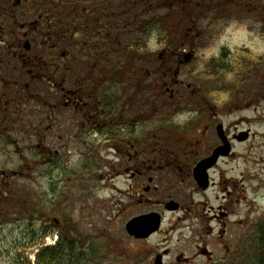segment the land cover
Masks as SVG:
<instances>
[{
    "label": "rangeland",
    "instance_id": "obj_1",
    "mask_svg": "<svg viewBox=\"0 0 264 264\" xmlns=\"http://www.w3.org/2000/svg\"><path fill=\"white\" fill-rule=\"evenodd\" d=\"M5 1L0 0L1 12H5ZM17 1L13 0L15 51L27 52V40L32 45L28 56L48 51L41 46L42 30L47 32L45 24L29 27L43 12L40 0H29L28 10ZM208 1L219 7L141 8L136 19L128 10L122 18L127 31L119 38L115 34L121 30L115 29L104 42L83 40L79 35L63 40L64 79L69 85L86 82L87 78L103 75L104 63L110 70L118 67L117 81L121 82H116L114 93L124 99L127 114V122L119 130L145 135L144 160L165 162L164 152L150 155L151 145L165 147L174 142L199 148L198 139L204 133L208 145L216 133L211 125L216 122L222 123L228 133L245 131V135L249 130L250 138L236 142L235 156L229 159V165L222 166L229 170L228 183L222 189L215 186L195 194L189 200L194 207L187 214L158 209L165 214L162 232L148 242H132L126 238V222L148 210L152 203L146 202L139 209L131 195L135 190L128 170L131 165L120 166L119 161L112 165L117 155L97 135L85 139L86 144L79 143L69 133H83L86 128L77 124L72 114L62 112V117H57L58 124L62 120V132L58 126L50 133H13L14 146H0V171L6 172L4 177L0 174V264H37L39 251L57 247L59 241L60 249L67 245L72 248L67 255L62 251L59 264H150L157 253L167 249L170 254L164 256L166 264H182L177 262L181 254L192 259L190 264H209L207 259L196 257L200 225L214 229L208 238V248L214 255L210 264H258L255 255L262 254L258 249L259 232L264 227V0ZM258 4L261 6L256 9ZM48 7L55 15L57 8ZM73 20L69 18L63 26ZM141 20L145 25L152 22L148 33L129 35ZM184 24L190 26L185 40ZM170 39L175 48L184 50L180 60L169 59L164 52ZM102 43L121 53L113 50L110 56H103ZM91 44L99 50H92ZM1 47L6 50L5 42ZM125 50L131 53L122 56ZM188 54L192 58H185ZM96 67L100 69L98 76ZM39 102L37 97L30 102L31 130H40L37 121L44 117ZM18 114L23 116L22 111ZM137 117H142L140 122L131 125ZM56 133L66 134L59 138ZM148 134L152 141L147 139ZM159 174L156 184L160 189L178 187L162 171ZM227 191H232V196L223 200ZM156 194L148 196L155 203ZM227 203L231 216L223 221L228 225L224 236L228 251L219 241L221 226L205 211L209 205Z\"/></svg>",
    "mask_w": 264,
    "mask_h": 264
},
{
    "label": "flooded vegetation",
    "instance_id": "obj_2",
    "mask_svg": "<svg viewBox=\"0 0 264 264\" xmlns=\"http://www.w3.org/2000/svg\"><path fill=\"white\" fill-rule=\"evenodd\" d=\"M28 1L18 0L17 4L22 6L24 10H28L30 9L29 6H31V2ZM212 4L209 1L207 2V0H40L39 5L42 6L40 10L43 12L39 13L38 20L35 23H30L29 27H32V24H36L38 27L45 24L47 32L44 33L42 30L43 39H41V46L47 48L48 51L41 54L33 52L31 56H28V53L32 51V45L29 40L24 43V47L26 43H29V48L25 47V51L27 52L23 51L21 53V51H15L12 34L15 4H13V0H6L5 7H3L5 12H1L2 9L0 8V146H4V148L14 146L13 133L21 132L22 135H26L27 133H48L49 131L54 132L58 126H60L58 131L62 132V120L58 124L57 117H62V112L72 114L73 118H77L76 123L81 124L86 129L83 133L69 134L81 144H86L87 141L85 139H89L94 135L101 137L105 142L106 148L115 152V156L117 155L115 160L112 161V165L117 161H119L118 164L120 166L131 165L128 169L130 171L129 176L133 182L131 187L135 188L131 195L136 199L139 209L146 202L152 203V207L145 212H139L137 216L132 217L129 221L135 217L152 213H157L161 216L159 230L147 238H137L129 234L126 228L129 222L127 221L125 224L126 238L132 242L142 244L159 235L162 232L165 214L162 211H158V209H162L166 213L182 212L183 214H187L194 207V204H190L189 200L195 194L205 192L215 186H219L222 189L224 184L228 183L226 178L229 171L222 168V166L224 164L229 165V159L235 156V143L242 139L248 140L250 138V131L248 130L247 134L244 135L242 133H245V131L228 133L224 128L223 133H219L218 126L223 124L216 122L211 125V127L216 129V133L210 139L208 145L206 140L208 138L207 133L199 137V148L192 144L186 146H181V144L174 145V142H170L165 147L151 145L150 155L164 152L166 153L164 157L165 162L159 163L154 158L144 160L145 135L134 132L120 133L119 130L122 124H126L125 116L127 114L125 112L124 99L121 98L120 93H114V89L121 82L117 81L118 74L116 70L118 67H113L116 69L111 68L110 70L106 68L107 65L104 63L101 67L102 76L93 80L87 78L86 82H72V85H69L68 83L70 82L67 81V78L64 79L62 43L63 40H70L72 37L76 38L77 35L83 40L95 39L104 42V40L111 38V32L115 29L121 30L119 34H115V38H119L121 32L127 31L124 30L126 23L122 21V18L128 10H132L130 12H132V16L136 19V17L141 15L139 10L141 8L146 11L147 9L160 8L202 10L219 7L217 3L216 7L215 4L214 6ZM253 4L255 3H249L248 5L253 6ZM261 4H258V7L255 8L259 9ZM50 5L57 8L55 15H52L53 12L48 9ZM72 17H74L73 22L65 28L63 22L68 21ZM144 21L141 20L137 27L130 29L129 35H133L134 32L135 34H147L149 27H152V22L149 25H145ZM38 22H40V25ZM131 24L132 22L129 23V25ZM121 25H124L122 29H120ZM183 26H186L183 29L184 33L182 35L185 40L190 26H187V24ZM23 27L26 28L25 25ZM4 36H6V41ZM25 36L28 37V33H25ZM183 37L179 41H183ZM170 40L169 49L164 52L168 55L169 59L170 57H176L180 60V56H182L181 52L184 50L179 49V46L175 48V42L172 39ZM4 42L5 51L1 47ZM104 44L102 43L101 45V54L108 57L110 56L109 54L113 53L114 49L110 50V46H105ZM90 46L94 47L92 50L99 48V46L95 47L94 44ZM114 51H116L115 53H121L117 49ZM127 53L129 54L131 51H123L122 56ZM189 57L192 58V55L188 54L185 58L188 59ZM94 73L98 76L100 69L96 67ZM72 76H70L71 80ZM36 97L40 100V108L44 111L43 119L37 121L39 123L37 127L40 126L41 131L38 128L32 130L30 128L31 109L29 106L30 102L34 101ZM20 111L23 113L22 117L18 116ZM140 119L138 117L135 118L131 125L140 122ZM207 128H210V125ZM56 134L61 138L66 133ZM146 137L147 139L151 138L152 141L150 134ZM216 151H218L219 155L215 156V158ZM201 163H205L207 166L202 173L205 177V185L199 184L195 175V170ZM159 171H162L167 176L168 181L174 182L178 187L168 191H165L164 188L160 189L159 185L156 184L157 178L160 175ZM0 174L4 177L6 172L0 171ZM236 188L237 186L235 185V191ZM155 193H158L155 196L156 203L155 201L153 202L152 198L148 197L150 194ZM231 196L232 191H227L226 195L223 196V200H228ZM169 202H174L177 208L169 210L167 208ZM230 206V203L218 206L209 205L205 209L207 213L211 214V221H216L221 226V229L218 231V237L220 243H223L227 251L229 250V246L224 241V236L227 233L228 225L223 220H227L231 216ZM154 207L157 210L153 209ZM200 227L202 232L199 229H197L199 231L197 234L196 231H193V234L198 235L197 237L200 239V242L196 244L199 250L196 257L205 258L210 264L214 260V255L208 248L210 243L208 238L210 235H213L214 229L210 227L206 230L202 225ZM234 227L237 228V221H235ZM235 233L237 234V231L234 232V235H236ZM49 234L47 233L46 236ZM57 237L59 240L63 238L62 236ZM59 245H61L60 241ZM162 254L163 264H166L164 256L169 255L170 250L167 249ZM157 255H160V253H157ZM191 260V258H185L183 254L177 258V262L182 264H190ZM154 261L150 264H154Z\"/></svg>",
    "mask_w": 264,
    "mask_h": 264
},
{
    "label": "water",
    "instance_id": "obj_3",
    "mask_svg": "<svg viewBox=\"0 0 264 264\" xmlns=\"http://www.w3.org/2000/svg\"><path fill=\"white\" fill-rule=\"evenodd\" d=\"M25 47L29 48V43L25 44ZM190 59V57L188 58ZM218 132L223 133V126H218ZM218 151L215 152L214 157L218 156ZM215 157V158H216ZM205 163H201L197 166L195 170V175L199 184L205 185V177L202 175L203 171L205 170ZM167 208L169 210H173L176 207L174 202H169L167 204ZM161 225V216L157 213L148 214L145 216L135 217L130 220L127 224V232L137 238H147L154 232L158 231ZM155 264H163L162 262V254L158 255L155 259Z\"/></svg>",
    "mask_w": 264,
    "mask_h": 264
},
{
    "label": "trees",
    "instance_id": "obj_4",
    "mask_svg": "<svg viewBox=\"0 0 264 264\" xmlns=\"http://www.w3.org/2000/svg\"><path fill=\"white\" fill-rule=\"evenodd\" d=\"M46 236L47 233H44ZM62 246L58 245L57 247L46 248L44 250L39 251L37 256V264H59V255L62 254L64 250V255L68 252L72 251V248L67 245V247L62 250L60 249ZM258 249L262 251L261 255H255L258 260V264H263L264 260V227L259 232V246ZM263 257V258H262Z\"/></svg>",
    "mask_w": 264,
    "mask_h": 264
}]
</instances>
